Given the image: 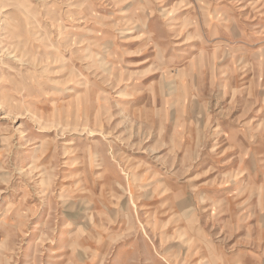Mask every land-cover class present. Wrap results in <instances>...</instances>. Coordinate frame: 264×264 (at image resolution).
<instances>
[{
	"label": "rangeland",
	"instance_id": "rangeland-1",
	"mask_svg": "<svg viewBox=\"0 0 264 264\" xmlns=\"http://www.w3.org/2000/svg\"><path fill=\"white\" fill-rule=\"evenodd\" d=\"M0 264H264V0H0Z\"/></svg>",
	"mask_w": 264,
	"mask_h": 264
}]
</instances>
